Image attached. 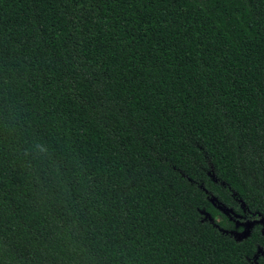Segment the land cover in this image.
Instances as JSON below:
<instances>
[{
	"label": "trees",
	"instance_id": "trees-1",
	"mask_svg": "<svg viewBox=\"0 0 264 264\" xmlns=\"http://www.w3.org/2000/svg\"><path fill=\"white\" fill-rule=\"evenodd\" d=\"M216 201L264 216V0H0V264H264Z\"/></svg>",
	"mask_w": 264,
	"mask_h": 264
},
{
	"label": "rangeland",
	"instance_id": "rangeland-1",
	"mask_svg": "<svg viewBox=\"0 0 264 264\" xmlns=\"http://www.w3.org/2000/svg\"><path fill=\"white\" fill-rule=\"evenodd\" d=\"M216 206L219 208L231 221L232 229L228 230L235 236H242L246 231L251 230L252 226L260 223L264 229V216L248 213L244 217H240L228 209H225L223 203L216 201ZM226 206V205H225ZM207 218H210L208 214ZM212 218V217H211Z\"/></svg>",
	"mask_w": 264,
	"mask_h": 264
},
{
	"label": "water",
	"instance_id": "water-1",
	"mask_svg": "<svg viewBox=\"0 0 264 264\" xmlns=\"http://www.w3.org/2000/svg\"><path fill=\"white\" fill-rule=\"evenodd\" d=\"M214 200V199H213ZM222 206H224V208L225 209H228V210H230L231 212H233L230 208H228L227 206H225V205H222ZM208 216L211 218V216L208 214ZM212 219V218H211ZM213 220V219H212ZM228 232H230V231H228ZM250 232H251V230H248V231H246L242 236H235L236 238H238V239H243V238H246L249 234H250ZM233 234V233H232Z\"/></svg>",
	"mask_w": 264,
	"mask_h": 264
},
{
	"label": "flooded vegetation",
	"instance_id": "flooded-vegetation-1",
	"mask_svg": "<svg viewBox=\"0 0 264 264\" xmlns=\"http://www.w3.org/2000/svg\"><path fill=\"white\" fill-rule=\"evenodd\" d=\"M240 217H244V216H240ZM259 226V230L261 231L262 234H264V229L262 227V225L260 223H256L255 225L252 226L251 230L256 227ZM259 252H261L262 255H264V252L262 250H259Z\"/></svg>",
	"mask_w": 264,
	"mask_h": 264
}]
</instances>
